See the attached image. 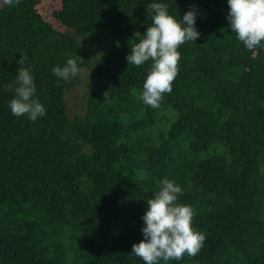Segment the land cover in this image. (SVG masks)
<instances>
[{"label":"trees","instance_id":"obj_1","mask_svg":"<svg viewBox=\"0 0 264 264\" xmlns=\"http://www.w3.org/2000/svg\"><path fill=\"white\" fill-rule=\"evenodd\" d=\"M42 1L0 0V264H143L132 245L165 178L206 237L168 264H264V44L236 39L227 0H59L52 19ZM153 2L181 20L194 8L200 33L159 108L139 99L151 60H126ZM21 54L46 111L34 122L5 91ZM68 59L65 82L52 69Z\"/></svg>","mask_w":264,"mask_h":264},{"label":"clouds","instance_id":"obj_2","mask_svg":"<svg viewBox=\"0 0 264 264\" xmlns=\"http://www.w3.org/2000/svg\"><path fill=\"white\" fill-rule=\"evenodd\" d=\"M2 2L13 6L21 0ZM227 4V20L236 39L250 51L264 44V0H227ZM146 11L151 15L152 23L143 35L135 33L139 42L133 44L126 60L137 67L151 60L139 99L151 108H159L164 95L171 93L179 73L181 54L178 49L186 42H194L200 33L195 28L197 12L194 8L187 11L182 20L169 14L165 3H150ZM27 61L28 56L21 54L17 61L21 67L16 74L15 86L7 85L5 91L14 92V98L9 102L11 113L17 117L27 116L34 122L45 116L46 111L35 98L33 75L24 66ZM79 71L77 59H68L63 67L52 69L53 74L65 82L76 77ZM157 184L159 190L147 200V210L141 218L144 239L132 245L131 254L139 257L143 264H161V261L168 264L169 261L182 260L185 255L195 257L206 237L192 227L194 209L177 202L182 188L174 181L165 178Z\"/></svg>","mask_w":264,"mask_h":264},{"label":"rangeland","instance_id":"obj_3","mask_svg":"<svg viewBox=\"0 0 264 264\" xmlns=\"http://www.w3.org/2000/svg\"><path fill=\"white\" fill-rule=\"evenodd\" d=\"M60 8V2L59 0H43L42 1V11L44 12V15L48 19H52V13L54 11H57ZM83 92V90L80 87V84L75 86L71 91H68L66 93V100L68 102L69 111L74 115L76 110L79 108L75 107V99L78 94ZM85 92V90H84Z\"/></svg>","mask_w":264,"mask_h":264}]
</instances>
